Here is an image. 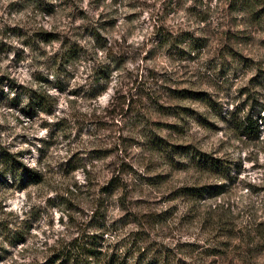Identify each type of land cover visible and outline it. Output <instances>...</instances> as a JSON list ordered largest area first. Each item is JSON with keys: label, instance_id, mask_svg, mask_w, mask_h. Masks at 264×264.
Returning <instances> with one entry per match:
<instances>
[{"label": "rangeland", "instance_id": "rangeland-1", "mask_svg": "<svg viewBox=\"0 0 264 264\" xmlns=\"http://www.w3.org/2000/svg\"><path fill=\"white\" fill-rule=\"evenodd\" d=\"M156 27L205 36L207 46L180 60L153 42ZM47 34L56 39L43 40ZM65 39L79 57L59 65ZM108 56L122 67L97 99H88L91 66ZM137 69L159 78L152 84L158 105L141 112L148 124L111 114L98 127L94 115L103 116L116 79ZM183 90L205 92L212 106L179 98ZM29 92L49 95V106L27 108ZM176 107L189 111L172 115ZM246 113L264 115V0H0V156L14 154L43 172L26 186L13 185L10 174L0 177V264L49 263L118 171L129 172L123 207L168 211L174 223L155 227L152 237L169 246L170 257L182 264H201L196 257L203 264H264V133L249 139L231 127ZM142 131L172 149L167 158L147 151ZM191 152L224 159L230 177L200 172ZM75 182L84 186L66 194ZM220 182L225 192L199 200L190 215L220 204L233 215L234 235L188 220L189 202L179 196L183 187ZM117 196L105 199L113 218L122 214Z\"/></svg>", "mask_w": 264, "mask_h": 264}, {"label": "trees", "instance_id": "trees-1", "mask_svg": "<svg viewBox=\"0 0 264 264\" xmlns=\"http://www.w3.org/2000/svg\"><path fill=\"white\" fill-rule=\"evenodd\" d=\"M158 30L157 28L154 33L155 38L153 42L156 43L157 47H168L172 51L175 50V55L180 60L183 59V55H189L191 53L199 56L207 46V38L205 36H195L187 30L176 31L175 33H168L164 29L160 32ZM55 39V35L47 34L43 36V40L47 42ZM103 46L105 47L106 45ZM62 47V51L58 54L57 58L55 56L56 59L59 58L60 60L59 65L71 63L79 57V49L73 42L69 43V40H66L63 42ZM143 52L148 53L149 51ZM108 58L109 60L106 62L103 61L104 63H93L91 66L92 71L87 76L88 82L85 84L87 89L84 91V95L88 99H97L108 88L114 71H120L122 67V63L120 61L118 62L115 56H108ZM140 59L148 60L150 56L144 55ZM120 78L116 79L114 94L110 98V103L103 109V116L94 115L97 120L96 124L98 127L101 126L103 128L104 123H100L98 120L112 114V119H116L117 116L131 121L141 118V124L144 126V123H146L147 125V120L144 121L143 117H141V112L144 111V105L154 108L158 105L152 99V95L155 92L152 84H156L159 78L155 77L149 69H137L133 73L124 72L120 74ZM179 93V98L202 101L207 106H212L210 97L203 91L183 90ZM48 98L49 95H39L35 92H29L27 96V108L30 109L32 105L39 108L46 105L49 106ZM187 111L189 109L186 107H176L172 115L180 116L187 114ZM171 127L176 128V126ZM231 127L239 132L238 134L240 135L246 136L249 139H258L260 134L264 133V115L257 118L251 113H246L234 119L231 122ZM144 132L142 131L139 135L145 138L144 146L151 154L159 153L160 156L163 155L166 157V153L172 151L166 143L155 139L150 133ZM189 157L193 160L195 167L200 172L213 174L219 181L230 177L231 171L228 170V165L224 163V159L222 158L212 157L202 152H191ZM75 168L73 167L72 170ZM83 168L82 171L84 174H87L86 166H83ZM128 173L127 171H118L116 175H112L106 181L105 185L99 187L97 196L92 197L93 206L88 218L84 220L83 227L79 228L77 233L70 239L58 245L55 250V257H48L47 260L49 263L47 264L183 263L180 257H170L172 253L169 246L155 239V236H158V234L155 233V236L152 237V230L155 227L163 228L164 225L166 226L170 222L168 217L170 218L171 216H169V213L166 214L168 211L142 213L133 209L129 211L123 207L121 199L125 196L123 192H125V188L128 186L127 180L125 179ZM7 174L11 175L13 185L21 184L26 186L32 183H38L43 179L42 170L23 163L14 154L4 153L0 156V177L6 176ZM233 174L238 175L240 171H234ZM85 180H88L86 176ZM81 186L84 185H77L76 182L74 185L69 184L65 193L73 194L74 188H80ZM120 190L122 191L121 193H119ZM224 192V182L214 185L205 184L181 188L179 196L186 202H189V209L187 210L188 220L191 218L190 221H197L204 230L210 229L211 231H217L215 228L218 227V231H226L230 235H234L233 230L235 229V225L232 224L233 215L231 211L223 208L220 204H216L213 208L207 207V209L197 215H190L193 212L192 207H194L196 202L198 203L199 200L206 198H219ZM117 193L118 196L115 201L119 204L120 209H122V214L119 217L113 218L108 215L105 207V199L113 198ZM170 223H174V221ZM260 226L261 224H257L254 230H251L254 235V231L257 234ZM16 236L23 238L20 233H13V237L15 238ZM242 237H245V235L242 234ZM195 244L189 243V246H194ZM198 258L196 257L203 264L201 257Z\"/></svg>", "mask_w": 264, "mask_h": 264}]
</instances>
